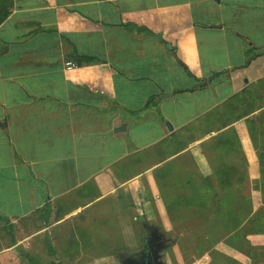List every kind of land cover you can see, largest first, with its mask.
I'll list each match as a JSON object with an SVG mask.
<instances>
[{
    "label": "crops",
    "instance_id": "obj_1",
    "mask_svg": "<svg viewBox=\"0 0 264 264\" xmlns=\"http://www.w3.org/2000/svg\"><path fill=\"white\" fill-rule=\"evenodd\" d=\"M187 152L196 181L180 210L209 212L201 245L264 264V0H10L0 264L88 257L79 233L152 212Z\"/></svg>",
    "mask_w": 264,
    "mask_h": 264
},
{
    "label": "rangeland",
    "instance_id": "obj_2",
    "mask_svg": "<svg viewBox=\"0 0 264 264\" xmlns=\"http://www.w3.org/2000/svg\"><path fill=\"white\" fill-rule=\"evenodd\" d=\"M184 138L185 135H183L182 138L180 137L181 140L176 139L171 143V152L175 149H181L183 146L187 147L190 141ZM208 144L209 142L203 146L205 147ZM192 163L193 159L191 157V152H187L181 154L180 158L167 164L166 170L170 173L174 172V174L170 175L168 192L163 189V193L161 194L163 198L161 201L156 202V206L152 212L149 211L150 209H148V211L141 209L137 212H133L131 215L129 212H123L122 216L124 221L122 220V222L125 225L121 224L118 226L114 221H112L114 222L113 224L107 219L105 221L99 220L96 226H88L85 234L80 232V235L83 234L81 236H85V239H89V242L83 243V248H81L84 253L88 254V257L76 258L72 261L70 260L69 263L125 264V262H129V264H131L134 251L137 249L141 239L146 233L145 227H148V230H152L156 235L163 236L164 241L168 244L167 250L162 256L163 264H236V261L229 256L223 257L215 251H210L211 247H213H210V244L212 245L210 242L207 244L208 247H204L205 249L203 252L199 250L198 246L201 244L204 233H207L210 229V227H205L202 222L210 218H205L207 215L206 212L180 210L182 208V201L188 205L190 199L189 187L196 181L192 175V171L188 173L189 169L193 170L194 168V164ZM196 186H198V184L194 185V187ZM159 190L160 192L162 191V186L159 187ZM178 194L181 196L179 199L177 197ZM217 197L218 206L223 204L224 209L227 208L228 203L234 202L232 198L240 200V196L235 194L230 196V201L225 204V198L229 199L228 196L218 195ZM240 204L232 206L230 209L231 212L234 214L235 212H239L240 209L236 208H240ZM244 206H246L245 203L242 209L245 208ZM218 212H221L223 215L222 211ZM244 213L246 214V212H239L237 215L241 216V214ZM222 215L217 213V219ZM133 216L136 221H133L132 225L128 227V224H126L129 220L128 218ZM229 221H231L232 224L236 221L240 223L241 219ZM230 226L232 227V225ZM219 230L218 227L215 228L217 232V236H215L218 237V239L223 235V231ZM238 240L239 236L233 238V241L238 242ZM236 250L241 251L240 246L238 247L237 245ZM36 261L38 264H47L50 260L42 259Z\"/></svg>",
    "mask_w": 264,
    "mask_h": 264
},
{
    "label": "flooded vegetation",
    "instance_id": "obj_3",
    "mask_svg": "<svg viewBox=\"0 0 264 264\" xmlns=\"http://www.w3.org/2000/svg\"><path fill=\"white\" fill-rule=\"evenodd\" d=\"M146 228V233L141 239L131 260V264H163L162 256L167 250V242L163 236L156 235L152 230ZM129 264V262H125Z\"/></svg>",
    "mask_w": 264,
    "mask_h": 264
},
{
    "label": "trees",
    "instance_id": "obj_4",
    "mask_svg": "<svg viewBox=\"0 0 264 264\" xmlns=\"http://www.w3.org/2000/svg\"><path fill=\"white\" fill-rule=\"evenodd\" d=\"M8 6H10V0H0V24L1 22L6 18L7 16V13H8ZM218 211H221V210H216L215 212L212 211L211 214H215L217 215V213L219 215H222L221 212H218ZM207 213V215L205 216L206 218H209V212L208 211H204ZM212 229V228H211ZM205 243V242H204ZM204 245V244H203ZM203 245H199V250L201 252H203L204 250V246ZM199 251V252H200Z\"/></svg>",
    "mask_w": 264,
    "mask_h": 264
}]
</instances>
